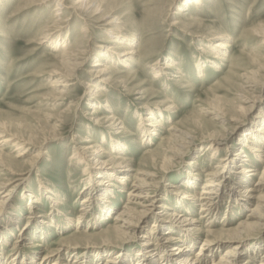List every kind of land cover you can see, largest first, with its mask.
Returning <instances> with one entry per match:
<instances>
[{"label":"rangeland","instance_id":"rangeland-1","mask_svg":"<svg viewBox=\"0 0 264 264\" xmlns=\"http://www.w3.org/2000/svg\"><path fill=\"white\" fill-rule=\"evenodd\" d=\"M71 1L64 0L60 15L55 17L53 10L59 0L42 3L37 0H0V124H4L9 133L32 137V143L27 144L29 151L25 163L15 166L17 174L12 176V183L18 177H24L26 182L12 191L9 205L0 217V226L12 215L19 218L18 227L10 234L5 233L7 242L0 244L3 264H21L20 261L29 255H34V263H39L48 251L57 249L56 244L61 239L73 233L80 201L86 195L81 194L86 186V177L82 168L68 164L72 146L83 147L82 142L87 139L99 144L102 137L120 140L126 145L122 153L131 161L130 169L135 170L136 163L149 153L147 151L157 150L163 139L172 133L168 128L176 126L194 140H188V144L186 141L180 143L183 149L176 147L180 151L174 153L176 156L166 155V165L161 164L159 158H156L157 161L149 159L151 166L144 170L156 175V178L146 181L155 185L160 202L158 205L164 202L166 209H178L185 215L188 213L187 207L189 213L193 211L191 215H197L199 203H182L178 208L174 199L181 196H174L170 187L181 186L188 172L193 170L197 182L191 193H196L195 196L203 187L204 171L209 169L210 163L212 167L217 164L216 160H211L213 155L209 151L204 152L211 142L205 138L207 130L203 126H209L207 128L212 132V138L221 142L218 158L229 159L232 154L236 162L241 161L244 160V152H247L241 142L242 133L251 128L255 117L264 110L261 95L264 88L261 86L264 84V0H201L200 4H196L195 0H104L102 18L80 11L73 12L68 8ZM82 27L87 30L82 32ZM53 38L67 41L68 45L60 44L55 48L51 43ZM118 39L129 42L125 45ZM219 42H224V54L211 47ZM76 43L82 46L79 48L81 51L88 54L73 77L72 70L63 68L61 56L63 52L80 51L75 47ZM122 45L136 54L130 56L132 63L128 66L120 61L99 60L100 55L114 57L123 53L125 47L122 48ZM124 59L129 58H121L122 61ZM98 60L102 64L108 63L111 68L103 77L93 72L95 69L92 65ZM165 62L173 63L175 68L160 71ZM199 63H202L200 69ZM156 70L160 76H155ZM63 72L71 76L69 80L66 79L67 82H62L71 84L67 89H63L61 83L60 86L56 85ZM243 75H254L260 81V87L256 91L246 88ZM101 80H105V83L99 82ZM244 98L250 101L241 104ZM257 100L258 103H254ZM239 104L245 108L243 114L223 125L212 123L206 114L215 105H233L236 108ZM105 105L111 112L105 111ZM169 106L172 107L170 110ZM148 110H154L158 116L164 115L158 119L161 125L151 133L149 141L141 140L138 128L139 119H145ZM112 118L124 124L125 129L118 131V134L113 132L115 123L112 122L115 120ZM236 120L241 125L236 124ZM104 148L109 150V144H104ZM18 151L8 148L3 150V154L15 157ZM37 153L39 157L36 162H31ZM192 161L196 162L194 167L189 165ZM32 163L36 168L28 175L26 171ZM263 165L262 161H253V166L259 171ZM219 166L220 174L231 170L230 174H225L227 180L231 181L234 173L240 170L236 164H228V161L221 162ZM0 175L2 179L7 177L1 172ZM250 177V182L240 184L241 188L256 182L257 177ZM227 184L231 186L230 182ZM46 188L58 192L57 196L63 200L58 209L70 221L69 226L60 232L39 223L40 217L54 210L51 201L45 198L48 193ZM22 193L42 197V203L35 206L32 215L27 206L29 197L20 200ZM114 196L116 198L111 204L114 210L110 217L101 220L96 227L88 228V234H98L112 225L113 216L127 199L126 194L117 190H114ZM164 198L166 202L162 200ZM247 214L243 207L233 202L228 192L214 214L209 216L208 222H212L210 229L222 230L224 225L225 229L234 228L246 219ZM51 216L54 224H62V216L55 212ZM152 222L153 217L150 216L136 237L119 244L128 259L130 254L142 249L139 237L145 235ZM24 224H27L25 235L16 239ZM202 225L203 230L207 229L205 224ZM37 227L44 232L43 235L35 232ZM170 235L178 237L176 232ZM244 236L251 237L248 238L251 245L256 240L264 241V230L258 236L254 232ZM202 239L203 235L198 237L192 252L199 249ZM33 243L43 247H33ZM90 244L99 246L102 243L96 238ZM224 248L222 246L218 254ZM95 249L83 246L79 253L91 256ZM109 249L111 247L104 246L102 250ZM262 249L256 257H261ZM247 250L243 251L244 255L239 256L237 262L243 263L250 257ZM188 254L185 252L184 258ZM105 255L101 254L96 264H103ZM55 259L57 257L53 256L47 263L51 264ZM207 262L208 259L204 264Z\"/></svg>","mask_w":264,"mask_h":264},{"label":"bare ground","instance_id":"bare-ground-1","mask_svg":"<svg viewBox=\"0 0 264 264\" xmlns=\"http://www.w3.org/2000/svg\"><path fill=\"white\" fill-rule=\"evenodd\" d=\"M37 1L42 3L46 2L47 0ZM103 1L104 0H72L68 8L73 12L80 11L85 14L102 18L105 11L102 6ZM194 2L196 4H200L201 0H195ZM63 6L64 0H59V3H57L55 9L53 10L55 17L60 15L59 12L62 11L61 7ZM86 30L87 29H84L83 27L81 29L82 32ZM262 32L264 35V28L262 29ZM46 33L47 32H45V34ZM117 41L124 42V44L129 42L128 40L121 41L119 39ZM51 43L54 44L55 48L56 46H60V44L65 46L68 45L67 41L61 42V40H58V38L51 39ZM223 43L224 42H219V44L217 43L211 47H215L214 50L216 52L224 54L225 51L223 49H226V47L223 45ZM75 47L78 48V50H80L79 48H82V46L79 47V43H76ZM124 47L125 46L122 45V48ZM80 51L63 52L61 56L63 59L61 63L63 68L72 70L74 74L71 76L73 77L76 76L75 73L79 71V68L83 64V60L86 59L88 54L87 52ZM122 52L123 53L115 54L114 57L100 55L98 58L99 60H106L107 62L120 61L124 65L128 66V64L132 63L130 56L136 54L130 50H127L126 47L125 51ZM205 53H207V51ZM125 56H127L129 59H126L127 61L125 59V61H122L121 58H124ZM99 60L97 63L92 65V67L95 69L93 72L103 77L110 71L111 68L108 63L102 64V62ZM201 65L202 63H199V69L201 68ZM174 68L175 67L173 63L165 62L163 69L160 71H168ZM71 76L69 74H64L63 72V74H61L59 79L56 81V85L61 83V85H63V89H67L71 84H62V82H67L66 79L69 80V77ZM155 76H160V73H158L157 70L155 72ZM253 76L254 75H243L246 88L251 91H256L261 84L260 81L255 79ZM174 77L180 79L181 76ZM61 79L63 80L60 81ZM99 82L105 83V80H101ZM58 86H60V84ZM261 86L264 87V84ZM86 87L91 88L92 86L86 85ZM261 91V95L264 98V88H262ZM246 100L247 98L241 99V104H246L250 101L247 100L246 102ZM254 103H258V100ZM104 108L106 112H111L108 105H105ZM168 108L170 110L172 107L169 106ZM210 110L211 111H206V114L210 116L209 120H211L212 123L223 125L232 121L233 118H237L239 115L241 116L245 111V108L241 105L237 106L236 108H234L233 105H231V107L215 105L211 107ZM148 112L149 113L145 119H139L138 128L141 140H148L151 136V133L159 125H161V123H159L160 120L158 119L164 117V115L158 116L154 110H148ZM260 113V116L255 117V121L252 123L251 128L244 130L242 133L241 142L243 148H245L248 153L244 152V160L241 159V161L238 160L237 162L235 159H233L234 155L232 154L229 156V159L217 157V155L221 152L219 147L221 142H219L218 139V143L212 138L213 134L212 132L208 131L207 128L209 126L202 125L203 129L207 130L204 134L206 135L205 138L211 142L210 146L206 147L204 152L209 151V153L214 156H212L213 159L211 160H216L217 164L212 167V163H210L209 169L204 171L205 173L202 175L204 178L203 187L195 196L194 194L196 193H191L194 190V186L197 182L195 178L196 173L193 170L188 172V175L181 186L170 187L173 188V191L171 192L174 194V196H181V198L175 197L176 199H174V201H176L177 207L178 205H182V203H199L197 215H191L190 213H193V211L189 213L190 210L187 207H185V209L188 210L189 214L186 213L185 215L181 214V212H178V209H166L167 205L165 206L164 202H161L162 204L158 205L160 202L155 190L156 187L155 185H151L149 183L150 181H146L148 178H156V175L150 174L144 170L145 168L151 166L149 159L157 161L159 158L161 160V164L164 163L166 165L168 164L166 155H171L173 157L176 156L174 153H180V151L176 150V147L183 149V147L180 146V143L186 141V144H188L194 140L192 136L177 128L176 126L168 128V130L172 131V133L167 138L163 139L162 144L157 150L153 152L148 150L147 152L149 153H147L142 159L139 160L138 163H136L135 170L130 169V167H132V163L122 153L124 152L123 150L126 148V145L120 140L113 139L112 137L110 139L102 137L99 141V144L98 142L93 143L87 139L82 142L84 145L83 147L76 148L75 146H72L73 150L71 152L68 164L70 166H75L77 169L82 168L83 175L86 177V186L83 191L81 190V194L83 193L86 195L80 201V208L74 225V231L68 237L61 239L58 243L59 245L56 244L58 246L57 249L48 251V253L40 259L41 261L39 263H34L36 258L34 255H29L27 258L22 259L20 263L48 264L49 262L47 263V261L55 256L57 259L53 260L51 264H91V258L93 259V264H96V262L101 259V254H106L103 264H204L206 259H208L206 264H264V241L256 240L250 245L248 243V238L251 237L244 236L251 232H254V234L258 236L260 232L264 230V165L261 171L255 168L257 167V164L255 167L253 166V161H256L257 163L262 161L264 164V150H262L264 146V110H262ZM113 118L112 120H115ZM112 123H115V127L112 128L114 129L113 132H115V134H118L120 133L118 131L125 129L121 120H115ZM235 123L241 125V122H238L237 120ZM188 140L190 142H187ZM223 141H225L224 138ZM31 143L32 137L28 136L26 138L16 133H9L5 125L0 124V172L7 176L6 179H2V177H0V217L4 213L3 210L9 205L12 191H14V189L17 187L22 186L26 182L24 177H18L17 179L15 178L16 183H12L14 179L12 176L17 174L16 170H14L15 166L25 163V157L28 155L29 151L27 144ZM104 144H109L110 149L106 150L104 148ZM8 148L11 150L19 149V151L16 152L17 155H15V157H7L3 154V150ZM249 156H252V158ZM38 157V153L34 154L33 160L31 162L35 163ZM223 161H228V164H236V167L240 169L237 173H234L231 178L232 181L227 180L228 177L225 176V174H230L231 170L221 174L218 171L220 168L219 165ZM34 163H32L29 167V171H26L28 172V175H30V173L36 168ZM195 163V161H192L189 165L194 167ZM161 171H163V169ZM200 175L201 174L199 173V176ZM250 176L257 177L256 182L247 187L241 188V183L250 182ZM227 182H230L231 186H229ZM11 184H14V186L11 187ZM234 185L238 186L232 188ZM114 190H117L119 193L126 194L127 199L125 204L120 210L116 211L112 219V225H109L106 230H103L98 234H88L89 229L96 227L101 220L103 221L104 219H107V217H110L111 212L114 210L111 206L112 200L116 198L114 196ZM45 191L48 192L46 194L47 197L45 198L51 201L54 210H51L49 214L40 217L41 221H39V223L48 225L47 227H49V229L60 232L62 229H66L70 222L67 221V216L65 213L61 212V210L59 211L58 209L60 205L62 206L63 200L57 196L58 192L55 193L52 190V193L48 188H46ZM228 192L229 196L232 197L233 202L237 206L243 207V209L248 212L246 219L241 220L234 228L226 227L227 229H225L224 225L222 230H211L210 227L212 222H208L209 216L214 214V211H216V209L220 206V203L224 199V196L228 194ZM52 194L55 196V198ZM26 196L29 197V203L27 206L31 214V211H33L35 206L42 203L40 201L42 197L38 198L32 193L28 195L27 193H22L20 195V200ZM162 200H165V198ZM54 212L57 213V215L63 217L62 224H54L52 216L50 217V215L54 214ZM12 216L13 217L8 218V220L5 221L2 226H0V244L2 242H7L5 233L10 234L15 228L18 227L19 218L16 216L14 217V215ZM150 216L153 217L151 228L145 233V235L139 237V241H141L140 246L142 249L137 250L133 255L130 254L128 259V256H124L122 253L120 243H124L129 238H134V236L136 237L140 230H142V224L145 223ZM25 219H30V217H26ZM83 224L86 225V227ZM202 224H205L207 229L203 230ZM22 226L23 230L19 229L20 233L16 239L23 237L27 231V224ZM164 230L167 231L162 232ZM35 232H37V234H40V232L42 235L44 234V232L38 229V227ZM160 232L161 234H159ZM175 232L178 236L175 237L176 239L170 235ZM201 235H203L201 246L199 249L192 252L195 242L198 241V237ZM96 238L101 240L103 245L100 244L98 246L90 244L91 240ZM32 246L38 248L43 247L41 244L37 243H33ZM83 246L89 248L95 247L96 249L92 252L91 256H88L87 254L79 253ZM104 246H109L111 249L104 251L102 250ZM222 246L225 248L220 252L221 254H218ZM261 247L263 248L261 257H256L257 252ZM245 249H249L247 252H249L248 254L250 257L245 259L243 263L237 262V259L240 258L239 256L244 255L243 251ZM185 252L189 254L184 258L183 254ZM70 256H72V258L69 260ZM64 259L65 261L63 263L62 261ZM66 261L68 262L66 263ZM0 264H3L1 255Z\"/></svg>","mask_w":264,"mask_h":264}]
</instances>
